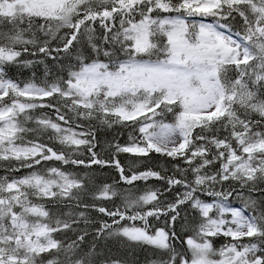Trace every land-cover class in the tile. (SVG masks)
<instances>
[{"label":"snow or ice","instance_id":"snow-or-ice-1","mask_svg":"<svg viewBox=\"0 0 264 264\" xmlns=\"http://www.w3.org/2000/svg\"><path fill=\"white\" fill-rule=\"evenodd\" d=\"M35 64L39 82L8 76ZM114 125L128 140L105 159ZM0 161L31 169L0 177V264H129L109 240L153 248L150 264H264V0H0Z\"/></svg>","mask_w":264,"mask_h":264},{"label":"trees","instance_id":"trees-1","mask_svg":"<svg viewBox=\"0 0 264 264\" xmlns=\"http://www.w3.org/2000/svg\"><path fill=\"white\" fill-rule=\"evenodd\" d=\"M238 26V25H237ZM41 57H32L28 56L27 54L22 57V59H39ZM46 63L49 64L50 68H53L52 61H46ZM53 71H55V68H53ZM33 73H35L37 79V82H39V78H42L44 75V67L42 64H35L32 67H25V66H19V67H10L8 69V76L12 78L13 80L17 82H27L33 78ZM39 111H45L48 112L49 115L53 120L56 119V114L53 110L50 109H42ZM167 120H171V115L167 117ZM130 129L123 128L121 125H114L112 129L107 128H100L97 131V140L98 144L96 147V151L100 153L101 157L107 159L109 158V149L108 145L111 144L114 141H118L121 144H124L128 140V132ZM196 131H199L197 129ZM56 147H59L58 145ZM84 159H87V155L82 157ZM121 163L125 165L126 168L131 166L132 160H143L144 162L139 164L134 170L135 171H143L147 168H152L156 171L165 172L167 170V174H171L172 164L175 163L174 161H171L167 157L159 156L157 154H152L151 159L149 158H138V157H132L129 154H121L120 155ZM13 164L16 162L13 161ZM49 164H56L57 166H60L58 162H48ZM7 165L8 162H2L0 161V177H3L5 175L9 176V178L15 176H23L26 173L30 172L31 169H21L20 171L16 172H8L7 171ZM69 170L76 171L78 173H84L89 172L90 170L87 168H84L83 166L77 167L69 165L67 166ZM92 169H94V176L95 180L98 184L102 183H115L116 180H118V173L115 171L112 167H101L99 165H92ZM140 185H143L144 182H136ZM148 185H156V186H163L162 181H156V180H149L147 182ZM127 187V186H124ZM171 196V194H169ZM204 199L211 202V198L204 197ZM230 203L237 207H242V204L239 201L232 200ZM51 208L52 206L49 205ZM190 220V218H189ZM82 227V225H81ZM176 231L178 235L181 236V238H187L188 236L193 235V230L191 227H185L180 222L176 225ZM54 237L58 240L63 241L65 244L69 243L71 239L74 238L73 233L68 232L67 235L63 232H57L53 234ZM214 241V245L216 247H220L223 243L227 242L230 238H225L222 236L214 237L212 238ZM247 240V238H246ZM102 251L105 253L106 256L110 255L112 258H121L129 261V264H150V262L155 259V250L149 246H143V247H135V248H129L121 243H119L116 240H109L106 245L102 246ZM48 255V254H45ZM103 259V257H101Z\"/></svg>","mask_w":264,"mask_h":264},{"label":"rangeland","instance_id":"rangeland-1","mask_svg":"<svg viewBox=\"0 0 264 264\" xmlns=\"http://www.w3.org/2000/svg\"><path fill=\"white\" fill-rule=\"evenodd\" d=\"M230 218V217H229Z\"/></svg>","mask_w":264,"mask_h":264}]
</instances>
